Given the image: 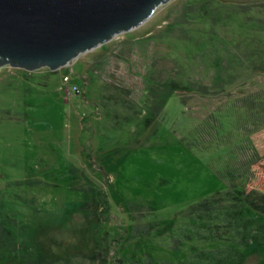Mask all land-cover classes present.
Returning <instances> with one entry per match:
<instances>
[{"label": "rangeland", "instance_id": "obj_1", "mask_svg": "<svg viewBox=\"0 0 264 264\" xmlns=\"http://www.w3.org/2000/svg\"><path fill=\"white\" fill-rule=\"evenodd\" d=\"M166 80L178 88L151 119ZM263 151L264 0H170L61 69L0 68V192L33 203L16 204L24 221L33 206L57 226L60 253L86 254L105 234L112 264L237 259L247 248L236 230L255 222L176 216L254 179Z\"/></svg>", "mask_w": 264, "mask_h": 264}, {"label": "water", "instance_id": "obj_2", "mask_svg": "<svg viewBox=\"0 0 264 264\" xmlns=\"http://www.w3.org/2000/svg\"><path fill=\"white\" fill-rule=\"evenodd\" d=\"M170 0H0V68L52 71L143 24Z\"/></svg>", "mask_w": 264, "mask_h": 264}, {"label": "trees", "instance_id": "obj_3", "mask_svg": "<svg viewBox=\"0 0 264 264\" xmlns=\"http://www.w3.org/2000/svg\"><path fill=\"white\" fill-rule=\"evenodd\" d=\"M164 91L154 90V103L152 109V117L155 118L156 114L165 104L167 98L176 90L178 87L170 84V81H163ZM152 86V87H151ZM148 93L153 91V85L151 84ZM183 88H187L183 86ZM155 89V88H154ZM153 94V93H152ZM163 94V96H161ZM152 104V105H153ZM187 107H184L186 110ZM147 116V115H146ZM148 123V122H147ZM258 136V135H257ZM264 154V151H263ZM262 156L259 158L261 159ZM257 157L255 159V167L258 169L256 177L245 179L243 183H230V186L225 191H216L208 197L202 199L197 203L189 205L185 211L176 217H187L190 220H194L195 217L206 216L214 211H229L235 212V215L239 216L243 223L255 222L257 224L254 228H247L246 225L236 230V236H239L240 241L237 244H243L245 251H241V254L237 259L233 261L226 254L224 260L217 261L216 264H226L227 259L229 264H240L242 263L249 254H254L259 258V264H264V162L261 163ZM254 163V161H253ZM13 185H21L19 182L13 183ZM17 200H8L2 196L0 192V264H69L70 259L73 256L80 255L88 259L89 264H112V255L114 254L115 246L112 242L108 244L106 235H100L92 242L93 246L86 252V254L80 251L72 252L68 254V250L63 253L59 252V246L67 248V244H64L63 238H59V234L49 236L52 226L49 228L41 220V216L38 214L39 210L32 206L33 220L24 221L14 211ZM33 203H24L21 205L27 207ZM37 213V214H35ZM29 214V213H28ZM27 214V215H28ZM234 214V213H233ZM31 215V214H29ZM236 218L235 216H232ZM232 219V218H231ZM239 221V219H235ZM59 228V227H58ZM61 227L59 228V230ZM262 235V240L257 242L256 235ZM218 240L216 237L214 238ZM261 239V238H260ZM54 242V244H53ZM62 243V244H61ZM218 245V244H216ZM226 251H230L232 248L225 245ZM78 250H82L80 245H77ZM109 253L111 254L109 256ZM68 257V258H67ZM148 255L145 254L143 263L137 260L139 264H150L151 260H147ZM122 264L124 261L121 262ZM227 263V264H228ZM180 264V263H179ZM203 264H206L204 262Z\"/></svg>", "mask_w": 264, "mask_h": 264}, {"label": "built area", "instance_id": "obj_4", "mask_svg": "<svg viewBox=\"0 0 264 264\" xmlns=\"http://www.w3.org/2000/svg\"><path fill=\"white\" fill-rule=\"evenodd\" d=\"M63 81H64V82L69 81V76L64 75V76H63ZM67 88H68V87H67ZM71 89H72V91L75 92V93L79 92V89H78L76 86H72Z\"/></svg>", "mask_w": 264, "mask_h": 264}]
</instances>
